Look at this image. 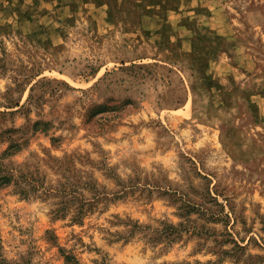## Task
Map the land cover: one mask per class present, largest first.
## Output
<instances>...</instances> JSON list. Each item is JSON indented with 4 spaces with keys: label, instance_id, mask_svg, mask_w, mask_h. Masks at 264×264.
<instances>
[{
    "label": "rangeland",
    "instance_id": "rangeland-1",
    "mask_svg": "<svg viewBox=\"0 0 264 264\" xmlns=\"http://www.w3.org/2000/svg\"><path fill=\"white\" fill-rule=\"evenodd\" d=\"M11 142L0 264H264V0H0Z\"/></svg>",
    "mask_w": 264,
    "mask_h": 264
},
{
    "label": "trees",
    "instance_id": "trees-1",
    "mask_svg": "<svg viewBox=\"0 0 264 264\" xmlns=\"http://www.w3.org/2000/svg\"><path fill=\"white\" fill-rule=\"evenodd\" d=\"M39 129L38 126H36L34 128V130ZM46 128H44L43 130H45ZM20 149V144L17 142H11L8 147H6V149H4V151L2 152V154L0 155V187L3 185L8 184L9 182H11L12 180V175L9 174L8 172L4 173L5 170V165L3 164V159L14 154L15 152H17ZM65 259L67 261H71V256L66 255Z\"/></svg>",
    "mask_w": 264,
    "mask_h": 264
}]
</instances>
